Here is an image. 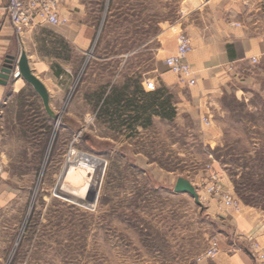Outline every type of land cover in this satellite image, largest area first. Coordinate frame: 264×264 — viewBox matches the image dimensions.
I'll return each mask as SVG.
<instances>
[{"label":"rangeland","instance_id":"obj_1","mask_svg":"<svg viewBox=\"0 0 264 264\" xmlns=\"http://www.w3.org/2000/svg\"><path fill=\"white\" fill-rule=\"evenodd\" d=\"M77 1L94 36L83 58L52 44L56 83L43 80L59 119L23 80L0 104V264H194L210 239L235 237L218 213L264 217V74L214 99L203 118L176 104L191 86L173 90L157 75H175L164 58L178 33L202 28L213 9L264 39V0H205L203 12H191L198 0ZM211 172L238 210L206 193ZM180 176L201 205L174 192ZM76 191L84 202L64 196ZM246 237L245 250L255 240Z\"/></svg>","mask_w":264,"mask_h":264},{"label":"crops","instance_id":"obj_2","mask_svg":"<svg viewBox=\"0 0 264 264\" xmlns=\"http://www.w3.org/2000/svg\"><path fill=\"white\" fill-rule=\"evenodd\" d=\"M78 2L63 0L61 15L68 18L65 25L44 23L17 34L6 15L7 0H0V67L6 55L18 57L20 50L24 49L32 72L46 88L48 86L43 79L47 78L49 82L56 83L53 74L58 56L51 52L54 40L64 43L67 54L71 52L83 58L94 36L93 27L82 22L84 7ZM208 4L209 1L198 0L191 12H203ZM212 12L209 19L204 17L202 28L190 27L191 32L188 30L193 49L188 53L187 61L192 67L195 83L191 85L190 96L182 99L178 94L179 100L176 103L178 106H187L188 112L198 113L202 118L204 114L211 113L212 106L218 105L214 99H219L229 89H234L237 95L240 88L253 83L258 74H264V39L247 33L237 19L233 16L228 19L223 10L217 8ZM201 16L203 18V14ZM176 45L166 56L173 53ZM57 50L60 51L61 48ZM59 60L61 77L70 75L72 66L69 63L72 59L67 55L59 57ZM157 76L159 83L164 86L172 87L173 90L180 88L176 86L177 76L169 71ZM18 80L22 79L13 81ZM10 81L12 79L6 85L0 84V104ZM178 85L181 86L179 83ZM48 91L51 97L52 94ZM190 182L192 183L191 180ZM218 216L226 222L235 237L228 239L226 243L222 241L219 254L209 261L210 264H255L252 254L239 247L238 240L247 239L246 234L255 241L258 238L264 239V217L251 208L244 209L240 214L226 209L218 213Z\"/></svg>","mask_w":264,"mask_h":264},{"label":"built area","instance_id":"obj_3","mask_svg":"<svg viewBox=\"0 0 264 264\" xmlns=\"http://www.w3.org/2000/svg\"><path fill=\"white\" fill-rule=\"evenodd\" d=\"M62 2L63 0H7L5 10L15 32L20 34L44 23L56 26L65 25L68 18L61 15ZM192 49L190 38L184 33H179L175 50L164 58V64L177 76L178 82L189 86L195 83L192 67L187 61V55ZM11 79H21L17 70L13 72ZM205 191L211 197L216 198L225 208L238 210L237 199L231 190L220 181L217 173L209 174ZM245 248L252 254L257 264H264V245L253 240ZM219 252L220 243L214 237L209 240L205 249L195 259L194 264H203L214 258Z\"/></svg>","mask_w":264,"mask_h":264},{"label":"water","instance_id":"obj_4","mask_svg":"<svg viewBox=\"0 0 264 264\" xmlns=\"http://www.w3.org/2000/svg\"><path fill=\"white\" fill-rule=\"evenodd\" d=\"M16 70L20 75V78L27 84H29L35 91V93L39 96L46 114H48V116L53 118L54 120H58L59 117L54 114V111L50 106V94L48 92V89L43 84V82L32 72L24 49L20 50V54L18 57L12 54H8L4 57L3 63L0 67V84L6 85L8 81L11 80V76ZM82 156H85L84 159L89 158L87 155H85V153H82ZM94 190L89 192L91 203L94 201V199H96ZM173 190L176 193L190 194L198 205L202 204L196 188L192 185L190 180L185 177H177L173 185ZM91 203L89 204L92 205Z\"/></svg>","mask_w":264,"mask_h":264},{"label":"bare ground","instance_id":"obj_5","mask_svg":"<svg viewBox=\"0 0 264 264\" xmlns=\"http://www.w3.org/2000/svg\"><path fill=\"white\" fill-rule=\"evenodd\" d=\"M90 185H91V184H90ZM90 185H88V189L90 188ZM93 187H95V191H96V192H95V197H96L97 189H96V186L93 185ZM88 189H87V190H88ZM86 192H87V191H86ZM71 193H73L74 196H72V195H67V194H66V195L64 194V196H67V197L71 198L72 200H74V199H75V200H78V202H83L82 199H84V198L81 197V196H84V195H85L84 193H78L77 191H76V193H75V192H71Z\"/></svg>","mask_w":264,"mask_h":264},{"label":"trees","instance_id":"obj_6","mask_svg":"<svg viewBox=\"0 0 264 264\" xmlns=\"http://www.w3.org/2000/svg\"><path fill=\"white\" fill-rule=\"evenodd\" d=\"M161 106V105H160Z\"/></svg>","mask_w":264,"mask_h":264}]
</instances>
